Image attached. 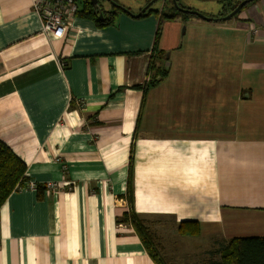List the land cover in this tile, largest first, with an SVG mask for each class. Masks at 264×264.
<instances>
[{
  "label": "crops",
  "instance_id": "1",
  "mask_svg": "<svg viewBox=\"0 0 264 264\" xmlns=\"http://www.w3.org/2000/svg\"><path fill=\"white\" fill-rule=\"evenodd\" d=\"M33 1L0 0V140L40 185L1 204L0 264H155L126 191L164 264L264 236V0L225 21L75 14L58 36Z\"/></svg>",
  "mask_w": 264,
  "mask_h": 264
},
{
  "label": "trees",
  "instance_id": "2",
  "mask_svg": "<svg viewBox=\"0 0 264 264\" xmlns=\"http://www.w3.org/2000/svg\"><path fill=\"white\" fill-rule=\"evenodd\" d=\"M240 1L241 0L230 1L229 7L224 12L219 13V15L223 16L227 12L229 13L230 11H232ZM255 1L256 0H252L244 6ZM76 3L77 11L75 12V14L82 15L83 17L94 20L98 26H104L107 24L109 25L113 22L112 18L115 16L116 12H113L110 17L98 18L94 13V9L92 8L93 5L90 0H76ZM185 7L188 11H176L171 6L166 11L161 10L158 17H164L168 19L181 18L183 20H186L190 17H198L194 15V13L189 12V10H192L191 7ZM155 13L158 15V11H156ZM167 13H169L168 15L170 17L167 15ZM156 41L157 36L154 41L155 50H157ZM152 66V63L150 64V66H148L150 78H148L149 80L147 81L145 88L155 85L160 80V78H162L166 74L167 71L164 66H160V68ZM25 170V163L21 159H19V157L9 147H7L4 142L0 140V206L4 202V200L7 199L8 195H10L13 191H18L20 187L26 184L27 178L25 175ZM39 187L40 185H37V189ZM130 197L131 193L126 191L129 210L124 212L122 216L123 221L129 222V224L133 226L132 228H134L136 233L138 234L146 250L145 252L149 255L151 260L155 264H164L159 256V252H157V247L151 240H149L150 237L147 228H145V226L139 220L132 216L133 213L131 212L132 206L130 204ZM187 223L190 222L179 223V225L177 226L179 233L197 235V226H195V229L191 230L185 226L188 225ZM209 264H264V236L232 237L228 239L226 244L221 249H219V261Z\"/></svg>",
  "mask_w": 264,
  "mask_h": 264
},
{
  "label": "built area",
  "instance_id": "3",
  "mask_svg": "<svg viewBox=\"0 0 264 264\" xmlns=\"http://www.w3.org/2000/svg\"><path fill=\"white\" fill-rule=\"evenodd\" d=\"M76 0H34L33 10L41 19V31L50 36H58L67 26V22L71 16L77 11ZM65 186H69V182L63 181ZM45 187L48 190L57 189L56 182H46ZM36 190L37 184L27 179L26 184L20 189Z\"/></svg>",
  "mask_w": 264,
  "mask_h": 264
},
{
  "label": "rangeland",
  "instance_id": "4",
  "mask_svg": "<svg viewBox=\"0 0 264 264\" xmlns=\"http://www.w3.org/2000/svg\"><path fill=\"white\" fill-rule=\"evenodd\" d=\"M116 1H118V3L130 6V8L133 11L139 5H142L143 3H145V0H116ZM163 1L165 2L164 5L166 7L171 5L170 4L171 0H155V2L151 5L153 7H156V9H157L159 7V4H162ZM230 1H232V0H179L180 4H183L187 7H191L192 10H195L199 13H202L206 17H214V18H217L218 16H220L219 13L224 12L229 7ZM236 15H237V13H236ZM197 18H199V17H197ZM183 27H184V25L181 27V29H183ZM258 228H262V227H258ZM248 229L255 230V229H257V227L250 226ZM236 233H238V232L236 231Z\"/></svg>",
  "mask_w": 264,
  "mask_h": 264
},
{
  "label": "flooded vegetation",
  "instance_id": "5",
  "mask_svg": "<svg viewBox=\"0 0 264 264\" xmlns=\"http://www.w3.org/2000/svg\"><path fill=\"white\" fill-rule=\"evenodd\" d=\"M151 0H145V3H143L142 5H139L134 11L130 8V6L118 3V1L116 0H97V9L100 10L102 17H110L111 14H113V12H116L115 16L112 18L114 20V18L117 16L118 13H123L125 12L122 8H126L127 10H129V12H125L128 13L130 15L136 14L138 12H141L143 8H145L146 4H148ZM155 2V0L148 4V6L145 8V10L142 12L141 15L146 14V13H155L156 11H158L159 13L161 12V10L166 11L168 10L171 6L173 7V9H175L176 11H185L187 10V8L185 7V5L180 4L179 0H175V3H173V0H171V5L170 6H165L164 5V1L162 4H159V7L156 9V7H153L151 4H153ZM117 4V5H116ZM188 11V10H187Z\"/></svg>",
  "mask_w": 264,
  "mask_h": 264
},
{
  "label": "water",
  "instance_id": "6",
  "mask_svg": "<svg viewBox=\"0 0 264 264\" xmlns=\"http://www.w3.org/2000/svg\"><path fill=\"white\" fill-rule=\"evenodd\" d=\"M90 1H91L92 5H93L92 8L94 9V13L96 14V16H97L98 18H102V14H101L100 10L97 9V0H90ZM153 1H154V0H151L148 4L152 3ZM251 1H252V0H241V1L236 5V7H235L232 11H230V12L227 13V14H225L224 16H221V17L219 16V17H217V18L206 17V16L203 15L202 13H199V12H197V11H195V10H189V12L194 13V15H196V16L202 18V19H205V20H226V19L231 18L233 15H235V13H237L239 10H241V8H242L245 4H247V3L251 2ZM173 3H175V0H173ZM148 4H146L145 8L148 6ZM116 5H117V4H116ZM145 8H143L141 12H138V13H136V14H133L132 17H133V16H134V17H139V16L142 14V12L145 10ZM122 9H123L125 12H129V10H127L126 8H122ZM185 11H187V10H185ZM129 13H130V12H129ZM165 58H167V54H165ZM163 66H164L165 69H167V67H168V61H167V60L165 61V64H164Z\"/></svg>",
  "mask_w": 264,
  "mask_h": 264
},
{
  "label": "bare ground",
  "instance_id": "7",
  "mask_svg": "<svg viewBox=\"0 0 264 264\" xmlns=\"http://www.w3.org/2000/svg\"><path fill=\"white\" fill-rule=\"evenodd\" d=\"M228 13V12H227ZM166 14V13H165ZM169 13H167L168 15ZM169 16V15H168ZM211 16V15H210ZM167 17V16H166ZM170 17V16H169ZM219 17V16H218ZM233 17V16H232ZM103 18V17H102ZM197 18V17H196ZM212 18V17H211ZM214 18V17H213ZM173 19V18H172ZM204 21V20H203ZM209 21V20H208ZM214 21V20H213ZM217 21V20H216ZM223 21V20H222ZM225 21V20H224ZM210 22V21H209Z\"/></svg>",
  "mask_w": 264,
  "mask_h": 264
}]
</instances>
